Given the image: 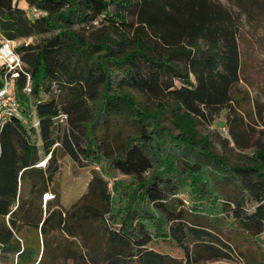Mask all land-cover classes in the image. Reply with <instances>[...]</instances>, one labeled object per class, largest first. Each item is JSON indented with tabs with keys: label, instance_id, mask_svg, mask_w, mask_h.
I'll return each instance as SVG.
<instances>
[{
	"label": "trees",
	"instance_id": "16d2710c",
	"mask_svg": "<svg viewBox=\"0 0 264 264\" xmlns=\"http://www.w3.org/2000/svg\"><path fill=\"white\" fill-rule=\"evenodd\" d=\"M259 18L264 0H0V37L23 40L14 50L30 80L24 94L26 77L16 79L22 118L0 124L4 263L200 264L245 257V240L264 231V149L250 164L229 166L199 139L196 125L228 107L239 80L241 23ZM124 87L157 101L154 113ZM161 102L169 105L176 133L161 122ZM226 118L234 144L244 149L234 130L242 119ZM58 150L92 171L89 188L101 187L100 205L42 209ZM208 161L217 165L216 179ZM111 172L131 178L115 209L103 178ZM187 190L185 204L179 193ZM56 229L79 237L84 251L70 247L71 238L53 241ZM160 237L171 239L172 250L156 243ZM261 255L257 264H264Z\"/></svg>",
	"mask_w": 264,
	"mask_h": 264
},
{
	"label": "rangeland",
	"instance_id": "374dc122",
	"mask_svg": "<svg viewBox=\"0 0 264 264\" xmlns=\"http://www.w3.org/2000/svg\"><path fill=\"white\" fill-rule=\"evenodd\" d=\"M1 40V38H0ZM33 40H26L32 42ZM22 41L13 42L12 46L15 48ZM239 47V80L236 85L232 87L229 94L230 102L227 108H221L218 113L209 118V120L199 121L196 125V132L199 139H206L210 145V151L217 157L223 158L229 166L231 165H247L250 164L252 158L256 159L258 149H264V18H259L256 21H242L240 32L238 36ZM176 84L180 82L176 80ZM134 98L135 102L142 108H145L151 113H154L157 101L153 98H147L136 91L124 87ZM60 99V97L58 98ZM166 103L171 105V101L165 99ZM166 113L163 114L161 122L164 126L170 129L171 132L176 133L169 123V105L165 102ZM235 115L242 119L240 129L237 127L234 130L240 132L244 139H240L244 143L245 148L240 149L234 144L229 128L232 127L233 121L226 123V117ZM66 126L62 123V128ZM127 134V131H121ZM257 146V147H256ZM259 146V147H258ZM211 174L215 179L219 175L217 165L209 162ZM57 171L53 177L49 189L41 196V206L45 210L47 206L58 208L61 211L73 209L81 204L89 203L94 206L100 205L103 201L100 197L101 187L92 186L89 184L92 178V171L88 168H81L74 163L69 157L64 155L60 150L57 151L56 158ZM99 168H96V170ZM104 173V180H108V193L110 195V205L112 208H117L124 201L120 199V192H127L131 178L129 176L120 175L118 173ZM215 175V176H214ZM224 185L223 183H221ZM224 190H235L234 184L226 183L223 186ZM26 190V189H25ZM26 194H28L25 191ZM190 198V191H184ZM47 202V204H46ZM54 239L65 240L67 235L60 232L59 229L53 231ZM71 238V237H67ZM73 239V240H72ZM239 242L242 240L238 238ZM70 247L77 248V250L84 251L82 240L79 237H74ZM52 241V239H51ZM67 243V242H66ZM156 243L163 248V250H172L173 242L171 239L160 237ZM237 244L238 241H237ZM246 256H241L238 260H205L200 264H257L261 261V252H264V231L256 237L248 236L241 248ZM69 254V253H68ZM253 256H249V255ZM14 260L15 255H10ZM69 258V257H68ZM73 260V259H72ZM68 259L67 264L72 263ZM0 264H5L0 258Z\"/></svg>",
	"mask_w": 264,
	"mask_h": 264
},
{
	"label": "built area",
	"instance_id": "2783aa9c",
	"mask_svg": "<svg viewBox=\"0 0 264 264\" xmlns=\"http://www.w3.org/2000/svg\"><path fill=\"white\" fill-rule=\"evenodd\" d=\"M35 14L38 15L36 12ZM0 38V69L2 71L0 77V124H2L11 117L22 118L16 97V79L19 74L26 77V84L22 90L24 94L30 93V80L29 75L24 72L23 63L12 46L13 42ZM36 125L35 123L34 126ZM179 196L185 204H188L189 196L186 193L180 192Z\"/></svg>",
	"mask_w": 264,
	"mask_h": 264
}]
</instances>
